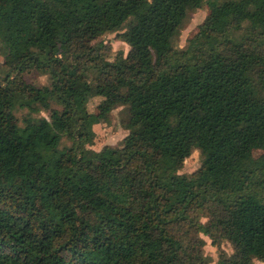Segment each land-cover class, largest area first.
Here are the masks:
<instances>
[{
    "label": "trees",
    "instance_id": "16d2710c",
    "mask_svg": "<svg viewBox=\"0 0 264 264\" xmlns=\"http://www.w3.org/2000/svg\"><path fill=\"white\" fill-rule=\"evenodd\" d=\"M114 32L126 56L94 42ZM0 53V264H210L202 233L220 264L264 261V0H0ZM120 106L121 146L93 149Z\"/></svg>",
    "mask_w": 264,
    "mask_h": 264
},
{
    "label": "rangeland",
    "instance_id": "374dc122",
    "mask_svg": "<svg viewBox=\"0 0 264 264\" xmlns=\"http://www.w3.org/2000/svg\"><path fill=\"white\" fill-rule=\"evenodd\" d=\"M210 13V9L207 4L203 7L192 11L185 25L183 26L179 37L176 39V45L184 48L188 44V40L193 37L200 29V26L204 23L206 17ZM103 41L110 50L112 56L121 54L126 56L130 50V46L121 39L119 32L107 33L97 39L95 43ZM10 71V68L5 64V57L0 53V74H5ZM26 79L37 86H46L50 84L48 76L42 74L36 69L31 70L26 74ZM101 97L92 99L89 103L90 111L96 114L100 113L103 109L101 106ZM50 106L44 107L40 104L36 105L34 109L30 108H17L13 115L12 120L24 127L26 125L25 120L28 117H46L50 118L52 109H61L55 102L49 103ZM126 108L124 106L113 109L106 118H98L93 121V128L96 133L95 144L93 149L101 150L106 145H111L119 148L123 138L129 133L122 123V120L126 117ZM71 141L67 136H63L61 141V148L70 146ZM261 152L256 151L255 154L259 155ZM201 166L200 152L195 150L190 157H188L184 163V167L180 170V173L192 174L197 171ZM201 219L203 222H207V217L201 212ZM205 239V254L210 264H220V249L214 242V239L205 233L201 234ZM221 248L226 250L230 255L234 252L233 245L227 241H221ZM255 264H264V261L256 260Z\"/></svg>",
    "mask_w": 264,
    "mask_h": 264
}]
</instances>
